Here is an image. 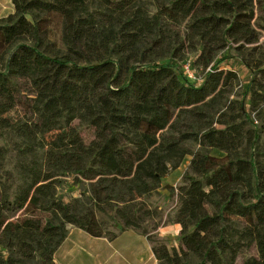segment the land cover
Returning a JSON list of instances; mask_svg holds the SVG:
<instances>
[{
  "label": "trees",
  "instance_id": "16d2710c",
  "mask_svg": "<svg viewBox=\"0 0 264 264\" xmlns=\"http://www.w3.org/2000/svg\"><path fill=\"white\" fill-rule=\"evenodd\" d=\"M12 3L0 19V119L21 104L26 114L8 126L18 140L14 172L0 177V264H56L69 224L110 242L142 231L159 264H233L250 241L264 243V68L248 65L237 99L239 75L219 59L259 43L264 0ZM195 52L194 73L208 70L196 82L175 63ZM75 122L93 129V147ZM7 155L0 147V172ZM187 156L179 248L163 252L142 229L152 215L143 198ZM66 176L90 183L69 203L58 196ZM98 212H114L119 233Z\"/></svg>",
  "mask_w": 264,
  "mask_h": 264
},
{
  "label": "rangeland",
  "instance_id": "374dc122",
  "mask_svg": "<svg viewBox=\"0 0 264 264\" xmlns=\"http://www.w3.org/2000/svg\"><path fill=\"white\" fill-rule=\"evenodd\" d=\"M12 12H15L12 0H0V19L8 17L9 15L13 14ZM259 23L264 26V14H262ZM259 31L261 34V39L259 43L252 46H245L243 55H240L234 49V46H229L224 52L221 53L219 57L220 60L221 58L223 59L221 62L222 68H225V70H234L239 75V85L236 88L232 98L240 99L241 96L247 92L246 90L252 80V72L248 65L252 68L254 65L263 64L264 68V30L259 29ZM57 43L60 47H62L58 38ZM198 55V52L186 53V55L184 54V58L182 60H175L179 72H184L185 75L187 74L185 73L184 67L188 62L190 63L191 72L195 77L193 81L197 78L200 79L205 77L206 71H208L200 69L198 71V74L194 75L192 71V63L197 62ZM244 60L246 61V63H244ZM20 83L23 84V82H19L18 85ZM24 95H27V93L23 92L22 96ZM22 99L25 100L24 98ZM246 102L247 106L249 107V100H247ZM25 114L26 107L21 104L13 112L3 116L0 119V147H4L8 150L4 171L0 172V177L3 179L6 178V176L3 175L4 172H14L17 154L14 150V145L18 139L13 135V133H11L8 126L10 124H15L17 121H19V119H23ZM253 117H256V115L254 114ZM255 124L256 126H260L261 122L258 121ZM74 125L81 134L85 144L87 146L93 147L95 144V135L93 129L89 128L87 125H82L79 122H75ZM258 145L264 148V135L261 136V141ZM197 148V146H194L195 150H197ZM212 155L216 157L224 156V154L219 151H213ZM191 160L192 156H187L180 168L172 172L163 180L162 187L158 192L143 198L145 206L151 212L152 215L150 218L146 219V222L142 225V229L146 230L148 235L151 236L158 243L157 246L162 251L163 249L169 251L173 247H176L177 249L179 248V237H174L173 235H168L164 237L161 235L160 230L169 228L171 227V225H173L177 210L179 208L178 190L181 186L187 184L185 176L190 171L189 169ZM89 188V182L78 183L77 181H75L74 176L62 177L61 186L58 189V196L59 198L63 199L64 202L69 203L75 200L76 198H80L84 192L89 190ZM46 216L47 215H40V217H42L43 219L46 218ZM97 218L106 232L119 233L117 227L118 219L115 217L114 212H109L108 214H102L98 212ZM67 228L69 232L78 229L75 225L70 224L67 225ZM136 232L142 234V231ZM76 233L87 235L83 231H76ZM128 234H133L134 241H131V239H127V237L131 235H125V237H122L117 242H113V244H109L106 241H101L100 239H93V237H90L92 238L93 242H95V244L87 242L86 240H81L77 248L83 254H90L96 252L106 253L107 251H111L113 254L118 255V253H116V250L119 251V249L123 248V245L125 244L124 242H126L127 240L129 244L134 245V248L138 247L139 249H144L146 254L149 253L151 249L150 242L152 243V241H150L148 237L143 235L139 236L136 233ZM136 236H139V238H137ZM152 245L154 246L153 243ZM250 259H256L260 264H264V243L262 241L255 239L250 241L244 247L240 248L233 264H243L244 262ZM63 263L73 264L68 260H64Z\"/></svg>",
  "mask_w": 264,
  "mask_h": 264
},
{
  "label": "crops",
  "instance_id": "0c3cea01",
  "mask_svg": "<svg viewBox=\"0 0 264 264\" xmlns=\"http://www.w3.org/2000/svg\"><path fill=\"white\" fill-rule=\"evenodd\" d=\"M76 231H81V230L75 229L69 232L66 241L63 243V245L56 253L55 256L56 264H62L64 260L66 261L68 260L73 264H159V261L157 260L153 252V245L148 239L147 240L150 242V248H151L148 254H146L144 249H139L138 247L134 248V245L129 244L127 240L126 242H124L125 244L123 245V248L119 249V251L116 250V253H118V255L113 254L111 251H107L106 253L96 252L90 254L89 253L83 254L77 248L79 246L78 245L79 242L81 240H86L87 242H90L92 244H95V242H93L92 238H90L92 236H90L86 232L83 231L84 233L87 234L84 235L81 233H76ZM180 231H181V226L177 224H173L169 228L161 229L160 233L164 237L168 235L179 237ZM128 233H136L139 236L142 235L136 231L130 230L120 234L118 238L113 242H117L122 237H125V235H131L128 236L127 239H131V241L132 240L134 241L133 234H128ZM139 236L136 237L139 238ZM93 239H100L101 241H106L109 244H113V242H110L105 238L93 237Z\"/></svg>",
  "mask_w": 264,
  "mask_h": 264
},
{
  "label": "built area",
  "instance_id": "2783aa9c",
  "mask_svg": "<svg viewBox=\"0 0 264 264\" xmlns=\"http://www.w3.org/2000/svg\"><path fill=\"white\" fill-rule=\"evenodd\" d=\"M184 70H185V73L187 74L186 76H187L190 80L193 81V79H195V77L193 76V74H192V72H191V65H190L189 62L185 65ZM192 71H193V70H192ZM193 73H194V71H193ZM194 75H195V73H194ZM197 80H198V78H197L196 80H194V81H197Z\"/></svg>",
  "mask_w": 264,
  "mask_h": 264
}]
</instances>
